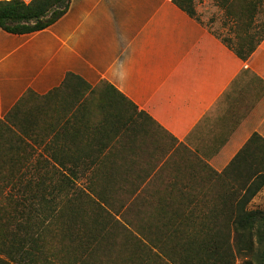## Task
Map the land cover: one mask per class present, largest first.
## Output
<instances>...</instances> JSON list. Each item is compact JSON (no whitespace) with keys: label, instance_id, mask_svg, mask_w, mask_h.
Instances as JSON below:
<instances>
[{"label":"trees","instance_id":"obj_1","mask_svg":"<svg viewBox=\"0 0 264 264\" xmlns=\"http://www.w3.org/2000/svg\"><path fill=\"white\" fill-rule=\"evenodd\" d=\"M194 1L174 0L196 17ZM261 1L240 2L251 15L235 16L236 45L222 37L243 59L264 39V28L254 24ZM71 3L0 0V26L11 33L36 32L63 17ZM77 81L93 93L102 85L111 89L100 96L106 108L101 121L114 125L109 132L119 144L126 145L134 134L157 138L149 141L156 143L162 135L151 125L167 134L107 82L92 87L70 73L57 90ZM30 96L42 97L28 91L0 118V264H264V208H249L264 188L262 136L254 134L222 172L205 166L201 183L210 188L183 187L177 176L165 173L169 162L163 164L158 177L164 171L166 188L161 192L149 172L130 176L124 172L129 163L110 161L109 154L98 159L103 149L97 148L96 155L92 134L83 138L76 129L85 114L71 115L55 134L60 140L52 137L42 145L52 160L31 161L40 144L36 139L30 147L16 129V112ZM155 158L156 163L149 162L154 168L162 159ZM144 179L148 182L142 185Z\"/></svg>","mask_w":264,"mask_h":264},{"label":"crops","instance_id":"obj_2","mask_svg":"<svg viewBox=\"0 0 264 264\" xmlns=\"http://www.w3.org/2000/svg\"><path fill=\"white\" fill-rule=\"evenodd\" d=\"M208 1L196 0L197 10ZM70 73L92 87L111 84L167 133L156 143L134 134L119 144L109 132L114 125L101 121L100 96L112 91L97 89L95 121L78 119L76 129L87 138L85 128L92 127L96 155L103 149L98 159L109 154L110 161L129 163L130 176L147 175L153 157L162 158L157 169L169 162L167 170L178 177H201L205 166L222 172L254 134L264 138V39L243 59L174 0H72L45 29L17 34L0 26L1 118L28 91L45 96L49 110ZM76 112L60 118L58 129Z\"/></svg>","mask_w":264,"mask_h":264},{"label":"rangeland","instance_id":"obj_3","mask_svg":"<svg viewBox=\"0 0 264 264\" xmlns=\"http://www.w3.org/2000/svg\"><path fill=\"white\" fill-rule=\"evenodd\" d=\"M240 0H233L229 3H217L212 1H208L207 3H202V10H197V3L196 0L194 1V7L196 11V17H198L200 20H202L204 23H206L208 26L212 27V29L218 33L220 36L227 38L230 40L229 42L233 45H236L238 43V37L236 35L237 30V22L235 16H249L251 15L245 8L240 7ZM220 4L222 7L226 8L224 14H221V10H219ZM232 10L233 13L227 12V8ZM259 14V15H258ZM234 17V18H233ZM255 29L260 28V30H263L264 28V0L261 1L260 6V12L255 14ZM229 28V30L227 29ZM77 83L80 84L81 88L74 90L69 89L67 86L66 88L60 90L62 92L59 99L55 102L50 100L49 106L51 108L49 110L46 109L45 111V105L44 102L45 97H36V96H30L29 99L25 102L24 106L20 107L19 111L16 112V119L19 123L18 133L21 135V137L27 141V143L31 146H34L36 144L37 139V145L34 146L36 148L35 152H31L30 154V160L35 162L37 160H43L45 158L51 159L48 152H42L44 144L48 143L49 140L52 137H56L58 140H60L59 135H56V132L59 127V123L61 122L60 118H64L65 116H69L71 113V109L74 107H78L81 112H76L75 116L80 117L82 114H85L88 119V121H95L92 117L96 118L95 109H96V91L95 93L92 92V90H87L84 83H81L77 81ZM76 84V83H75ZM60 92V93H61ZM49 98V97H48ZM83 101L86 106L79 107L78 103ZM27 111V112H26ZM29 111V113H28ZM32 111V113H30ZM88 111V112H87ZM94 112V113H93ZM7 115V114H6ZM5 115V116H6ZM5 116L3 118H5ZM1 118V117H0ZM2 118V119H3ZM152 128H154L155 131L159 133V135L164 136L165 138L168 136L166 134H162V130L157 125H151ZM38 129L37 132H34L32 130ZM22 129V130H21ZM153 130L149 132L150 136L152 134ZM35 133H37V136H33ZM88 135L92 134V130L86 132ZM35 138V140H34ZM86 138V136H85ZM157 138H151L150 140H156ZM42 154V156L40 155ZM166 156H164L165 158ZM163 158V159H164ZM162 161V160H161ZM161 161L158 162V165L156 168L151 166L149 175L151 177H155V180L153 182H156L154 185L155 189L163 192V190L166 188L165 179L164 177V171H163V177H158L160 175V170L157 169L159 167V164L161 165ZM166 167L165 173L166 174H173V172H170L167 170ZM54 169L51 168V171ZM158 174V175H157ZM176 176V175H175ZM182 182V185L186 184V186L191 187L194 186V188L198 189H204L207 187H211V185H204L201 183L205 179V174L198 178H192V177H176ZM146 179L142 181V185L144 183H147ZM204 183V182H203ZM179 187V185H177ZM123 188H129L127 186H121ZM118 189V188H117ZM264 208V188L253 198L251 201V204L249 205V208Z\"/></svg>","mask_w":264,"mask_h":264}]
</instances>
